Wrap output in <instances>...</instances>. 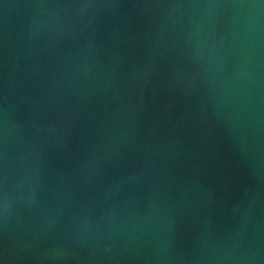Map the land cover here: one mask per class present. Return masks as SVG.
Here are the masks:
<instances>
[{
    "label": "water",
    "instance_id": "1",
    "mask_svg": "<svg viewBox=\"0 0 264 264\" xmlns=\"http://www.w3.org/2000/svg\"><path fill=\"white\" fill-rule=\"evenodd\" d=\"M0 264H264V0H0Z\"/></svg>",
    "mask_w": 264,
    "mask_h": 264
}]
</instances>
